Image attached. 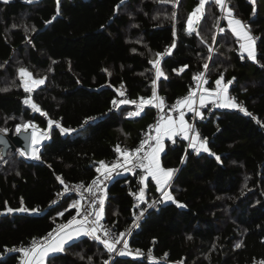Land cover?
I'll list each match as a JSON object with an SVG mask.
<instances>
[{"label":"trees","instance_id":"trees-1","mask_svg":"<svg viewBox=\"0 0 264 264\" xmlns=\"http://www.w3.org/2000/svg\"><path fill=\"white\" fill-rule=\"evenodd\" d=\"M227 4L257 37L254 63L240 52L214 0H206L192 34L187 20L199 0H59V15L57 0H0V89H7L0 91V129L16 133L17 125L31 122L50 130L39 159L18 149L4 156L0 147V264H16L19 254L8 250L76 215V197L51 205L61 180L91 184L99 162L113 158L117 145L138 144L156 112L144 105L139 116L129 117L135 104L114 107L112 101L121 92L139 103L151 99L157 59L165 75L156 92L169 103L185 96L193 76L206 70L210 87L221 74L225 81L235 77L229 93L251 115L236 108L204 110L196 128L210 152L186 150L181 138L166 144L162 166L177 170L168 191L185 206L159 203L129 238L131 248L152 249L164 261L126 254L109 264L264 261V0ZM21 68L44 83L25 92ZM29 97L41 111L25 103ZM49 120L74 130L61 133L55 123L49 128ZM141 187L144 199L135 201ZM159 193L151 177L140 186L134 176L119 175L106 190L103 218L126 230ZM21 202L28 212H7ZM50 256L51 264H105L111 253L82 236Z\"/></svg>","mask_w":264,"mask_h":264},{"label":"snow or ice","instance_id":"snow-or-ice-1","mask_svg":"<svg viewBox=\"0 0 264 264\" xmlns=\"http://www.w3.org/2000/svg\"><path fill=\"white\" fill-rule=\"evenodd\" d=\"M5 2H7V0H5ZM29 2H31V0H29ZM121 2H123V0H121ZM214 2L217 5H221L222 8L226 11V19L231 31L239 38L240 41H242L239 45L241 51L247 52L248 58L255 60L256 56L254 51V44L256 38L250 34V30L248 29L247 25H245L241 20L233 17L232 10L228 8L225 0H214ZM255 2L256 0H251V3H253V5H255ZM205 3L206 0H199L198 7L195 8L194 11L189 15L187 20L189 34L197 31L196 27H194L193 25L195 22L199 21L201 15L203 14ZM253 11H255V8L253 9ZM57 15H59V0H57ZM174 17L175 13H173V18ZM54 18L55 17H53V19ZM32 30L34 31L35 29L33 28ZM220 31L223 32L224 29L221 28ZM173 35H175V32L173 33ZM171 47H175V43H173ZM157 55L159 56L160 54ZM153 67L156 70V79L152 81L153 90L151 99L145 100L141 98L139 104H137L136 101L120 100L119 102H117L116 100H113V106L128 103L135 104L137 110L135 112L128 113L129 117L139 116L143 111L144 105H152L154 104V101H156L154 106L160 111H163L164 99L157 95L155 85L156 81L165 74L160 69L159 59L153 62ZM204 67L205 69H207L208 65L205 64ZM19 75L21 77V83L25 92L30 93L35 87L44 83L43 79H32V74L24 68L19 69ZM193 79L198 81V83L196 84V89H198L200 92L199 107H204L206 105V102L210 101L211 97L215 96L216 99L221 101L218 104L219 107L239 108L240 111L244 112L246 115H251V113H249L247 109L243 107L242 103H237L234 97L230 98L227 95L228 86L233 83L235 77H233L232 80L227 81V83H223L224 77L223 74H221L220 77L215 80V89L212 90L203 87V84L207 83V80L204 78V73H198L194 75ZM0 91H7V89H0ZM196 94L197 93L195 90L190 89L187 96L177 100L176 104L172 106L170 111H179L178 119L173 118L171 115L159 116L155 123V126H149L150 129L154 130L155 135H146V138L140 141L139 146L135 150L130 152L127 149H121V147L117 145L115 148V152L118 153L119 156L123 157V161H120L119 156L117 158V161L112 163L111 165L107 164L104 161H100L99 167L96 168L97 173H99L100 175L92 181V184L88 186L87 190L93 193L94 191L103 192L104 189H102L100 186L104 183V181L113 178L114 173L119 174L120 169H123L124 171H132L133 169L139 168L145 173L144 175H141L140 183L144 184L145 180H147L148 177H151V179L155 181L157 191L162 193V200L156 201L154 203L171 201L173 203H176L178 207H184L185 205L180 204L178 201H176L172 194L167 190L171 187L170 181L173 177L174 172L177 170L164 168L161 165L160 153L164 151V141L166 138L167 140L172 141V143H175L176 141L174 138L181 134L182 139L188 140V146L194 149L197 154H199L201 151H211L208 147L207 138L200 137V133L196 130L194 125L189 124L185 120V112L180 110L182 108H187V110L189 112H192L194 116H200L201 118H203L202 113L195 106L196 101L194 97L196 96ZM120 95L123 96L124 93L121 92ZM25 103L30 104L32 109H34L35 111H41L39 106L32 102L31 97L26 99ZM41 114L47 115L43 112ZM54 123L56 124V127L60 128L61 133H68L70 131H73L71 129L61 127L59 123L52 120L48 121L49 128H51ZM29 128L35 129L36 125L32 124L31 122L25 123L23 125H17L16 132L17 134H19L22 130L27 131ZM7 131L8 130L6 128L0 129V132L7 133ZM43 135L44 134L38 135L36 131L32 132L29 147L33 152L34 159L40 158V156L36 154L38 152V148L36 146L40 144ZM146 146L147 150H145ZM20 154L26 155L27 152H21ZM211 154L215 155V153ZM215 158L217 159V161L220 160L219 156H216ZM183 162L184 161L181 160V163ZM57 179L60 180V177H57ZM61 183H64L63 180H61ZM78 187H83V185H80ZM133 195H135L138 200H143L144 188L141 187L139 193H133ZM104 200L105 197L100 196L98 200V208H94V210L85 209V214L83 215L82 219L77 220L74 217L73 219L69 220L67 224L61 225L58 230H54L56 232L55 235L50 232L48 236L44 238L43 243L37 240H33L31 246L28 248L12 249L8 251L22 252L24 257L22 264H45L46 258L48 259L49 264H51V260L54 259V256H50V253L62 252L64 250V245L68 241H73L74 238L81 235L90 236L93 239L100 241L109 253L115 251L116 244L121 243L120 239L110 242L108 239H102L101 236L97 234L101 229H104V226L100 223L103 218ZM96 203L97 202L95 200L92 201L93 206H95ZM72 206L77 209V215H80V201H74ZM153 206L154 204H149V207ZM14 211L28 212L29 209L24 207L23 202H21V207L19 208H7L8 213H12ZM31 211L36 212L38 210L32 209ZM141 215H143V212L141 213ZM90 217H92V219H89ZM137 219H139V217H137ZM89 224L93 225V227H88ZM104 231L105 236H107L109 234L108 230L104 229ZM120 235L121 237H123L124 234L121 233ZM188 239H191V237H188ZM235 247L239 248L241 247V244L238 243ZM127 249L128 242L127 240H123V249L119 251V254H130L125 251ZM137 254H140L139 250H137ZM105 264H107V262H105ZM260 264H264V261H261Z\"/></svg>","mask_w":264,"mask_h":264},{"label":"built area","instance_id":"built-area-1","mask_svg":"<svg viewBox=\"0 0 264 264\" xmlns=\"http://www.w3.org/2000/svg\"><path fill=\"white\" fill-rule=\"evenodd\" d=\"M225 3L227 4V0H225ZM214 5L219 9L220 14H221V19H224V18L226 19V11L222 8V6L221 5H217L215 2H214ZM227 6H228V4H227ZM252 36L256 38L255 41L257 42V37L255 35H253V34H252ZM161 56H164V54H162ZM259 64L261 65V63H259ZM200 73H204V78L207 79L206 78V73H207L206 70H203ZM197 83H198V81H196V80L193 79V81L188 85V92H187V94L189 93V90L192 89V90H195L196 93H197L196 94V98H199L200 92H199L198 89H196V84ZM203 87L204 88L209 87L208 86V83L203 84ZM157 95L159 97H162L164 99V110L163 111H160L158 108H156L154 106V104L156 103V101H154V104H152V105H145V106H148V107L153 108L154 111L156 112L155 120H154V123L152 124L153 126H155V123H156L158 117L161 116V115H163V116L171 115L173 118H177L179 116V111H170V109L172 108L173 105L176 104V101L179 100L180 98L177 99L173 103H169L165 97H163V96H161L159 94H157ZM231 97H233V96L230 95V98ZM115 100L117 102H119L120 100H129V101H136V103H139L138 100H131L126 95L121 96V97H119V98H117ZM237 103H239V102H237ZM119 105H121V104H118V106ZM118 106H114V107H118ZM196 107L198 108L199 111L207 110V111H209V113L213 109L216 108V106L214 104H212V103L207 104L204 107H199V106H196ZM236 109H239V108H236ZM180 110H182V111L185 112V118H186L187 122L189 124L194 125V127L196 128V123L200 119V116H194V114L192 112H189L188 110H184V109H180ZM92 120L93 119L87 120L85 122V124L87 122L92 121ZM68 129L74 130V128H68ZM196 130H197V128H196ZM34 131H36L38 135L44 134L42 137L46 136L48 138L49 135H50V130L49 129H43V130H39V131H37L36 129H34ZM148 134L155 135V132H154L153 129H150V128H147L145 130H142L141 133H140V140H139V142H138L137 145H135V146H121V149H127L130 152L133 151V150H135L139 146L140 141L143 140V139H145L146 138V135H148ZM188 145H189V141L186 140V150H189L190 149V147ZM38 150H39V148H38ZM145 150H147V146H146ZM118 156H119V154L115 152V156L113 158H111L106 163L109 164V165H111L112 163H114V162L117 161ZM119 159H120L121 162L123 161V157L122 156H119ZM122 174H130V175L134 176L136 178V183L138 185H140V186L143 185V184L140 183V177H141V175H144L145 173L141 169H139V168L133 169L132 171H124L123 169H120L119 170V174L114 173L113 174V178L104 181V183L100 186L102 189H104L103 192H101V191H94V193L93 192H89L87 189H88V186L91 185L92 183L91 184H85L84 182L71 183V182H68V181H63L64 182L63 183V186H62V188L59 191H57L55 197L53 198V200L51 202V205H54L56 203H60L61 201H64L69 196L76 197L77 199H79L80 204H81L80 215L79 216L80 217H83V215L85 214V209L94 210V208H98V200H99V197L100 196H104L105 197L106 196V190H107L108 186L110 185V183L112 182V180L115 177H117L119 175H122ZM99 175L100 174L98 173L97 176H99ZM173 179H174V176L172 177V179L170 181V185H171ZM146 181L147 180H145V182ZM145 182H144V184H145ZM80 185H83V187H78ZM167 190H169V188ZM138 193H139V191L137 192V194ZM133 197H134L135 201L138 200L135 195H133ZM161 198H162V193L160 192L158 194V196L157 197H154L151 200V202H150V204H154L153 207H149V205H148L146 207L139 208L133 225L130 228H127L126 230L118 231L112 224L107 223L104 220V218H102V220L100 221V223H101V225L104 226V229H107L108 230V233L109 234L107 236H105L104 229H101L97 234L100 235L102 239H108L110 242H113V241H115L117 239H120L121 240V243L116 244V250L113 251V252H111V257L106 261L107 264L110 263V260L113 257H116V256L120 255L119 254V251L121 249H123V240H127V242H128V249L125 250V251L128 252V253H130V255H134V256H137V257H143V258H146V259H155V260L164 261L163 258L156 257L153 254V250L152 249H149V250L133 249V248H131L129 246V238H130V234H131L132 229L134 227H136L137 224L143 219V217L145 216V214L147 213L148 210H150L151 208L158 207V204L159 203H154V202L160 201ZM93 200H95L97 202L95 206H93V204H92V201ZM142 212H143V215H141ZM137 217H139V219H137ZM89 219H92V217H90ZM61 225L62 224H58L57 226L54 227L53 230L49 231L48 233H46V234H44L42 236L34 237V238L30 239L26 244H24L22 246L15 247L13 249L28 248V247L31 246L33 240H37V241H40L41 243H43L44 242V238L47 237L50 232H52L55 235L56 232L54 230H58ZM88 227H93V225L89 224ZM121 233L124 234L123 237H121V235H120ZM137 250H139V253L140 254H137ZM13 252H16V251H13ZM17 253L19 254V256H18V260H17V263L16 264H22V261L24 259L23 253L22 252H17ZM254 264H260V262L259 263H254Z\"/></svg>","mask_w":264,"mask_h":264},{"label":"water","instance_id":"water-1","mask_svg":"<svg viewBox=\"0 0 264 264\" xmlns=\"http://www.w3.org/2000/svg\"><path fill=\"white\" fill-rule=\"evenodd\" d=\"M228 8L230 7L228 6ZM250 60L254 63L257 59ZM33 131V128H29L27 131L22 130L19 134H17V132L15 133L14 130H10L8 133L0 132V147L2 148V154L5 156L9 150L17 149H22L30 154L31 148L29 147V144ZM61 253H64V250Z\"/></svg>","mask_w":264,"mask_h":264},{"label":"crops","instance_id":"crops-1","mask_svg":"<svg viewBox=\"0 0 264 264\" xmlns=\"http://www.w3.org/2000/svg\"><path fill=\"white\" fill-rule=\"evenodd\" d=\"M233 17L234 18H236V19H239L237 16H235L234 14H233ZM239 20H241V19H239ZM242 21V20H241ZM243 22V21H242ZM228 28L230 29V27H229V25H228ZM231 30V29H230ZM250 34H251V32H250ZM235 35V34H234ZM252 35V34H251ZM236 36V35H235ZM236 38H237V41H238V44L240 45V43L242 42V41H240L239 40V38L236 36ZM239 50H240V52L244 55V56H246V57H248V54H247V52H242L241 51V49H240V47H239ZM254 51H255V56H256V54H257V44H256V41H255V44H254ZM223 83H227V81H225V80H223ZM208 89H210V90H212V89H215V85L214 86H212V87H207ZM229 88H230V85L228 86V93H227V95L230 97V93H229ZM188 94H186L185 96H187ZM185 96H183V97H181L180 99H182V98H184ZM194 99H195V101H196V104H195V106H199V98H196V96L194 97ZM221 101L220 100H218V99H216V97L215 96H213V97H211V99H210V101H208V102H206V105L207 104H210V103H212V104H214L215 106H216V108H226V107H219L218 106V104L220 103ZM182 109H184V110H187V108H182ZM228 109H234V108H228ZM201 113H202V115H203V112H204V110H202V111H200ZM179 117V116H178ZM178 117L177 118H175V119H178ZM185 120H186V118H185ZM187 121V120H186ZM200 137L201 138H203L201 135H200ZM177 138H181L182 139V134L181 135H178V136H176L174 139L176 140ZM172 143V141H170V140H167V138L165 139V141H164V150H165V146H166V144L167 143ZM193 152H196L194 149H192V148H190ZM164 152V151H163ZM163 152L161 153V155H160V160H161V158H162V154H163ZM37 154V153H36ZM161 165H162V163H161ZM148 178H150V177H148ZM77 220H80V219H82V217H80L79 215H77V213H76V215L74 216ZM73 217V218H74ZM72 218V219H73ZM71 220V219H70ZM65 224H67V223H65ZM62 225H64V224H62ZM82 236H86V235H81V236H79V237H76V238H74V240H77L78 238H80V237H82ZM73 240V241H74ZM72 241H68L65 245H64V247H66L69 243H71ZM52 254H54V253H50L49 255H52ZM46 260H47V258H46ZM46 260H45V262H46Z\"/></svg>","mask_w":264,"mask_h":264},{"label":"rangeland","instance_id":"rangeland-1","mask_svg":"<svg viewBox=\"0 0 264 264\" xmlns=\"http://www.w3.org/2000/svg\"><path fill=\"white\" fill-rule=\"evenodd\" d=\"M32 79H35L34 77H32ZM29 83H30V81H29ZM36 88V87H35ZM32 102H33V100H32ZM30 105V104H29ZM31 106V105H30ZM37 131H39L40 129H38L37 127L35 128ZM46 136H44V137H42L41 138V142H40V144L39 145H37L36 147L37 148H39V147H41V145L44 143V141L46 140ZM20 152H26V151H24V150H22V149H20ZM160 155H161V153H160ZM26 156L27 157H29V158H33V152H32V150H31V152H30V154H26ZM79 200V199H78Z\"/></svg>","mask_w":264,"mask_h":264}]
</instances>
